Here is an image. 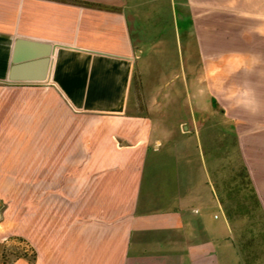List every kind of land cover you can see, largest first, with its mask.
<instances>
[{
	"label": "crops",
	"instance_id": "1",
	"mask_svg": "<svg viewBox=\"0 0 264 264\" xmlns=\"http://www.w3.org/2000/svg\"><path fill=\"white\" fill-rule=\"evenodd\" d=\"M18 39L54 46L45 83L9 82ZM9 238L35 264H264V0H0V264Z\"/></svg>",
	"mask_w": 264,
	"mask_h": 264
},
{
	"label": "water",
	"instance_id": "2",
	"mask_svg": "<svg viewBox=\"0 0 264 264\" xmlns=\"http://www.w3.org/2000/svg\"><path fill=\"white\" fill-rule=\"evenodd\" d=\"M55 48L52 44L26 39L15 42L9 82L45 83Z\"/></svg>",
	"mask_w": 264,
	"mask_h": 264
},
{
	"label": "rangeland",
	"instance_id": "3",
	"mask_svg": "<svg viewBox=\"0 0 264 264\" xmlns=\"http://www.w3.org/2000/svg\"><path fill=\"white\" fill-rule=\"evenodd\" d=\"M46 91V90H45ZM44 89H40V91H36L35 93H20L15 98L18 99L19 102H26L28 99H34L36 103H42L43 100L55 103L54 98L52 95H50L48 92H45ZM14 96V95H13ZM6 98H10V96H7ZM234 161L232 160L230 163H228V168H230L232 165L234 166ZM22 186V185H21ZM19 186L18 191L15 193H12L11 198H9L5 204V216L7 218V221L10 222V219L12 216L14 219H16V222H18L17 226L19 227V231H25L26 226V207L22 205H25L26 201V186L23 185L22 187ZM11 192V191H10ZM11 194V193H8ZM7 233H11V230L7 228ZM10 235V234H8ZM10 239V238H9Z\"/></svg>",
	"mask_w": 264,
	"mask_h": 264
},
{
	"label": "trees",
	"instance_id": "4",
	"mask_svg": "<svg viewBox=\"0 0 264 264\" xmlns=\"http://www.w3.org/2000/svg\"><path fill=\"white\" fill-rule=\"evenodd\" d=\"M67 1V0H60ZM75 4L82 6H93L88 3L80 2V1H72ZM99 7V6H97ZM15 240L19 243L18 246L13 245L12 241ZM24 258L30 261L31 264H35V251L32 249L23 238H10L9 242L2 247V260L4 264H12L16 259Z\"/></svg>",
	"mask_w": 264,
	"mask_h": 264
}]
</instances>
